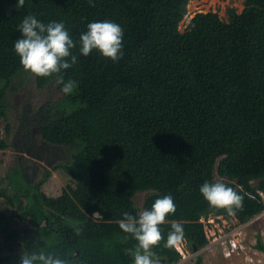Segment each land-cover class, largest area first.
Instances as JSON below:
<instances>
[{"label":"trees","instance_id":"obj_1","mask_svg":"<svg viewBox=\"0 0 264 264\" xmlns=\"http://www.w3.org/2000/svg\"><path fill=\"white\" fill-rule=\"evenodd\" d=\"M190 1L25 0L17 7L18 0H0V119L7 120L6 88L26 72L14 49L26 16L63 22L78 57L63 72L77 88L38 124L43 143L66 148L71 161L46 169L38 182L20 164L3 177L6 185L0 178V198L35 227L21 252L2 256L0 243V264H20L24 251L41 250L69 264H134L128 250L137 242L124 239L118 221L169 194L176 213L167 219L183 225L182 241L191 250L209 243V218L247 223L264 211V0H245L240 13L229 8L228 21L198 12L181 31ZM105 20L124 30L118 62L96 50L87 57L79 52L87 25ZM52 80L35 77L40 88ZM10 130L7 123V136ZM7 147L0 130V149ZM40 148L28 155L51 166L45 156L54 155L51 148ZM59 168L72 183L50 196L42 185ZM205 182L232 187L243 196V209L230 216L211 208L199 191ZM139 192L149 193L142 209L134 201ZM6 220L0 210L4 231ZM161 228L164 239L154 249L159 264H177L181 251L165 247L171 225ZM256 248L264 253L261 237ZM195 264H203L201 255Z\"/></svg>","mask_w":264,"mask_h":264},{"label":"rangeland","instance_id":"obj_2","mask_svg":"<svg viewBox=\"0 0 264 264\" xmlns=\"http://www.w3.org/2000/svg\"><path fill=\"white\" fill-rule=\"evenodd\" d=\"M244 7L245 0H191L188 14L180 23V30L183 31L188 21L198 12L214 11L223 20L228 21L229 8H234L240 13ZM64 96L56 80L40 88L35 76L30 72L20 73L12 78L5 90L7 120L0 119L1 136L8 143L6 149H0V178L6 177L11 168L20 164L33 175V180L38 182L46 169H52L53 165L64 163L66 160L71 161L72 154L66 148L45 145L38 134L39 122L51 109L63 106ZM7 123L11 129L9 136L5 131ZM40 147H43V150L51 148V155H54L45 154L51 166L28 155V150L38 154ZM42 149L40 148V151H43ZM217 178L220 179L218 175ZM3 179L2 185H6L8 179ZM70 183L71 177L59 168L52 170L48 180L42 185V190L50 196H58ZM148 194H136L134 201L138 208H143ZM0 210L7 215L4 224L7 231L0 227L1 255L21 252L23 238L33 234L35 227L29 221L19 220L13 208L3 198H0ZM206 230L209 243L200 251L191 250L184 241L176 244L182 253V259L177 264H195L199 255L203 258V264H264V253L256 248L260 237L264 242V211L247 223H240L235 217L213 216L206 221Z\"/></svg>","mask_w":264,"mask_h":264},{"label":"clouds","instance_id":"obj_3","mask_svg":"<svg viewBox=\"0 0 264 264\" xmlns=\"http://www.w3.org/2000/svg\"><path fill=\"white\" fill-rule=\"evenodd\" d=\"M90 5L92 0H89ZM25 0H18L17 7H23ZM21 38L14 43L16 54L26 72L35 77L55 78L56 83L63 85L61 91L70 95L77 88L73 80H64L63 72L73 67L77 61V55L73 49L77 43L69 35L63 22H40L32 15L26 16L18 26ZM123 28L115 22L98 21L90 22L87 31L79 38V52L87 57L94 50L105 58L118 62L123 57ZM204 199L213 209L224 210L233 216L243 209V196L232 187L223 182H205L199 189ZM176 204L173 197L165 195L158 198L152 204L151 209L139 212L138 216L123 213V218L118 221L119 228L127 234L128 238L137 243L129 254L134 258V264H159V258L154 251L163 241L161 226L171 225L165 247H172L184 238L183 225L175 220L169 221L167 217L175 215ZM93 218L102 217L100 212H94ZM77 235L82 229L73 225ZM20 264H69V258H61L52 253L41 250L31 253L24 251L20 256Z\"/></svg>","mask_w":264,"mask_h":264},{"label":"water","instance_id":"obj_4","mask_svg":"<svg viewBox=\"0 0 264 264\" xmlns=\"http://www.w3.org/2000/svg\"><path fill=\"white\" fill-rule=\"evenodd\" d=\"M249 222V221H248ZM202 249V248H201ZM201 249H199L198 247L194 246V251L197 252V251H200Z\"/></svg>","mask_w":264,"mask_h":264},{"label":"built area","instance_id":"obj_5","mask_svg":"<svg viewBox=\"0 0 264 264\" xmlns=\"http://www.w3.org/2000/svg\"><path fill=\"white\" fill-rule=\"evenodd\" d=\"M179 250H180V248L179 247H177Z\"/></svg>","mask_w":264,"mask_h":264}]
</instances>
